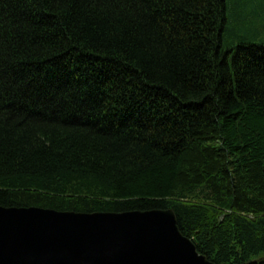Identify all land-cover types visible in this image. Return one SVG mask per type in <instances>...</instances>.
Instances as JSON below:
<instances>
[{"label":"trees","instance_id":"trees-1","mask_svg":"<svg viewBox=\"0 0 264 264\" xmlns=\"http://www.w3.org/2000/svg\"><path fill=\"white\" fill-rule=\"evenodd\" d=\"M0 206L173 209L264 264V0H0Z\"/></svg>","mask_w":264,"mask_h":264},{"label":"water","instance_id":"water-1","mask_svg":"<svg viewBox=\"0 0 264 264\" xmlns=\"http://www.w3.org/2000/svg\"><path fill=\"white\" fill-rule=\"evenodd\" d=\"M0 264H217L173 209L59 211L0 206Z\"/></svg>","mask_w":264,"mask_h":264}]
</instances>
